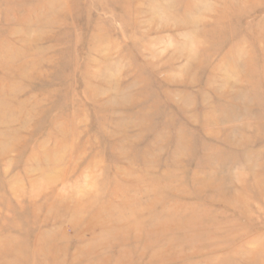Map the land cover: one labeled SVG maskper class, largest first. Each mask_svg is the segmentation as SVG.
<instances>
[{"label": "rangeland", "instance_id": "obj_1", "mask_svg": "<svg viewBox=\"0 0 264 264\" xmlns=\"http://www.w3.org/2000/svg\"><path fill=\"white\" fill-rule=\"evenodd\" d=\"M38 236L264 264V0H0V264Z\"/></svg>", "mask_w": 264, "mask_h": 264}, {"label": "bare ground", "instance_id": "obj_2", "mask_svg": "<svg viewBox=\"0 0 264 264\" xmlns=\"http://www.w3.org/2000/svg\"><path fill=\"white\" fill-rule=\"evenodd\" d=\"M41 239H43L42 236L41 237L40 236L36 237L35 242H34V249L32 251H28V252L30 254L34 255V256H36L37 252H38L39 256L42 255V257L43 256H45L46 258L48 257L47 259L50 258L52 260V264H55L56 263V257L60 253V249L52 241H50V243H49V245H50L49 255L51 257L48 256L47 255L48 252H46L47 248H48L46 245L48 243L46 242V240H44V242L40 241ZM37 249H38V251H37ZM25 250H27V249L25 248ZM7 254H8V252H7Z\"/></svg>", "mask_w": 264, "mask_h": 264}]
</instances>
